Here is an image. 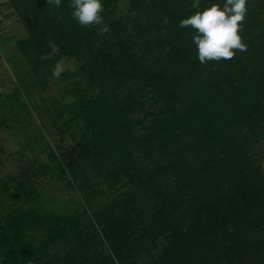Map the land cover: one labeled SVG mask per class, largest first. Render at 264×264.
I'll list each match as a JSON object with an SVG mask.
<instances>
[{
	"label": "trees",
	"instance_id": "1",
	"mask_svg": "<svg viewBox=\"0 0 264 264\" xmlns=\"http://www.w3.org/2000/svg\"><path fill=\"white\" fill-rule=\"evenodd\" d=\"M173 1L130 0L127 10L136 15L132 20L136 31L125 41L118 40L115 49H105L107 37L97 34L99 27H82L71 17L70 0H61L59 9L47 0H8L22 19L31 20L29 31H37L20 42V51L26 57H40L49 52L46 43L57 45L59 55L81 63L77 73L91 90L88 93L74 81L64 90L74 95L72 102L63 105L54 100V119L66 131H81L79 137L71 133L73 144L65 146L62 138L55 139L53 146L42 149L45 161L34 160L33 166L21 170L18 181L0 180L1 264L39 263L50 245L67 232L76 240L64 257L67 264H77L76 253L80 264L94 263L96 258L87 252L98 238L101 243L106 239L110 249L103 262L114 264L127 256L136 257L148 241L155 244L160 235L165 248L153 264H187L181 256L184 247L193 252L194 262L189 264H264V177L260 163L253 159L259 136L264 138V105L258 98L260 94L264 98V71H252L245 63L252 54L225 63L228 75L210 72L197 79V74H191L186 80L179 70L170 75L167 68L159 67V57L153 61L147 55L151 53L147 37L155 27L156 11H169ZM111 2L101 0L104 11ZM174 14L170 13L171 20ZM138 17L147 18L149 25L143 26ZM111 26L116 35L125 32L121 23ZM249 27L246 23L245 29ZM165 28L170 37L169 68L181 67L188 74L189 54L179 48L192 43L194 30L180 28L175 21ZM185 35L190 37L181 40ZM252 43V50L261 45ZM46 62L36 64L45 66ZM251 71L262 73L263 85L260 81L251 86L252 74L237 86L224 82L226 86L221 87L223 75L229 81L235 73ZM146 97L162 107L151 110L152 105L142 115V120L150 118V124L147 135L138 138L133 126L142 122L133 121V116L144 109L142 98ZM51 120L50 128L57 127ZM87 167L92 177L102 178L104 187L96 184L86 190L84 180L76 181L79 168ZM66 174L76 181L85 209L63 216L44 208L34 179L54 181ZM149 194L154 205L144 219V207L137 204L146 197L140 204L149 205ZM19 202L26 208L17 206ZM87 211L93 214L90 218Z\"/></svg>",
	"mask_w": 264,
	"mask_h": 264
},
{
	"label": "rangeland",
	"instance_id": "2",
	"mask_svg": "<svg viewBox=\"0 0 264 264\" xmlns=\"http://www.w3.org/2000/svg\"><path fill=\"white\" fill-rule=\"evenodd\" d=\"M129 1L130 0H112L108 8L103 11L102 16L104 18V23L109 27V31L104 34L107 37L105 49H115L114 44H116L118 40L125 41L128 36H132L134 31H136V28H134L132 24V20L136 15L134 13H128L127 10ZM192 3L193 0H174L173 3H171L172 5L167 4L169 11H162L161 8L156 11L157 15L153 20L155 27L150 29L151 36L147 37L150 52L153 53V56L151 53L147 55H149L153 61L159 57V67L167 68L170 75L175 72L174 70H179L178 73L186 80L191 74H197V79L200 75L210 74V72L217 73L218 71H222L226 72L225 75H228L225 63H229L232 59L228 61L221 60L219 62L210 61L202 65L197 59L196 47L193 43H182L179 48V51H185L189 54L187 65L189 73L186 74L181 67L173 66L171 69L169 68L172 62L170 61V56L167 55L171 53V47L167 40V37L169 39L170 37L165 26L170 21H175L179 25L180 20L186 18V14L192 11ZM214 3L222 6L223 0H201V8ZM246 9V18L242 25V31L239 34L242 37V42L247 45V52L240 53L237 51L232 62L235 63L234 59L237 57L244 58L247 54H252V59L247 60L245 63L251 67L252 71L257 70V68L264 71V37L259 38L262 36V32H264V0H247ZM171 12H175L172 20L170 19L171 17L169 18ZM138 21L145 27L150 23L147 18H139ZM258 22L262 24L261 27H258ZM115 23H121L125 27V32L123 34L120 33L116 35L114 31L111 30V24L113 25ZM246 23L250 25L247 29H245ZM30 25L31 20L27 19L25 21L22 19L20 15L10 7L8 0H0V180L4 177H10L18 181L21 177V170H24L26 166H33L31 164L34 160L39 159L45 161L46 154L42 152V149L46 146H53V140L55 139L62 138L65 146L73 144L74 141L71 138V133L75 132L76 137H79L81 131L75 128V130L70 129L66 131L62 128V122L58 121V119H54L57 115L54 110V100H59L63 105L72 102L74 100V95L67 94L64 90L70 88L74 81H79L81 88L83 90L87 89L88 93L91 90L87 88L85 77H81L77 73L81 67V63L66 55H59V47L57 45L46 43L49 52L42 54L40 57L32 54L26 57L20 51V42L28 39L37 32L34 31L35 33H31L28 29ZM190 36L185 35L183 37L184 39L181 40H185ZM157 37H159L160 44L162 45L161 51L156 48ZM258 42L261 44L260 47L256 50H252L249 43L256 45ZM132 50L137 54L140 53L136 47H133ZM38 61L47 62L46 65L43 66L36 64ZM57 64H60L64 69L58 79L53 78L51 72V69ZM236 68L240 69L238 65H236ZM252 71L251 73H235V76L231 78L228 77L229 81H227L226 76L223 75L222 83H220L221 87L224 88L225 83L231 85V87L237 86L239 81L250 78L252 74L253 81L251 84L253 85L251 86L254 87L255 84L261 81L260 75L262 73H255ZM261 82L260 84L263 85V81ZM198 87L200 86L198 85ZM261 87L260 85L259 88ZM262 96L263 95L260 94L258 98H261V102L264 105V98H262ZM142 100L144 101V109H139L138 114L133 116V121L138 119L142 122L139 126H133V133L138 138L147 135V127H149L150 124V118L142 120V115L146 111L150 112L152 105L154 107H152L151 110H157L162 107V103H154L149 97L142 98ZM16 104H18V106L22 104L23 106L17 107L16 109ZM51 119L57 122V127L53 126L50 128ZM46 125L49 127L48 129H45ZM259 137L260 142L255 147L254 153L256 155L253 156V159L258 160V163H260L264 177V138L261 136ZM32 169L34 168H31V170ZM78 172L79 177L76 181L79 182V180H84L87 184L86 190H88L90 186L94 187L96 184H100V187L105 186L104 183H102L101 177L97 179L92 177L94 173L90 168H79ZM169 177V185L173 188L175 186L173 177ZM34 180V189L44 200V202H42L44 203V208L48 207L55 211H60L63 216H67L73 212H81L85 209V204L77 190V183L69 174L54 181H48L46 178L38 176ZM68 184H70V186ZM166 185H168V183H166ZM25 186H27V184H25ZM11 192H13V190H11ZM149 196H152V199L147 202L149 205L140 204L146 202V197L141 198V202L137 204L139 208L144 207L145 211H143L141 216L144 219L149 216L151 207L154 205L152 204V202L154 203L153 195L149 194ZM96 201H99V199H96ZM17 206L23 207V209L26 208L25 204H20V202ZM87 214L89 218L93 215L90 211H87ZM85 219L86 218L83 217V220ZM88 233L91 237L92 233ZM75 242L76 240H72V233L67 232V235L64 238H60L55 245H50L48 251L41 257L39 263L31 262L30 264H67L64 262V257ZM94 243L96 245L92 247L90 252H87V256L94 255L96 261L94 263L90 261L88 264H111V261L103 262V259L108 258L110 254L106 239L102 238L101 243L98 238L94 240ZM155 244L157 245L156 247L154 246ZM155 244L154 242L148 241L137 253L136 257L127 256L122 263L114 261V264H153L154 261L156 262L159 260V253L165 244L162 235L158 236L155 240ZM181 249H184V251L181 252L182 255L180 254L182 260H186L188 262L187 264L194 262L192 250L190 251L185 247ZM75 258L77 259L76 263L80 264L81 259L77 253L75 254ZM2 259L3 255H0V264ZM167 264H169L168 261ZM225 264L230 263L225 261Z\"/></svg>",
	"mask_w": 264,
	"mask_h": 264
},
{
	"label": "clouds",
	"instance_id": "3",
	"mask_svg": "<svg viewBox=\"0 0 264 264\" xmlns=\"http://www.w3.org/2000/svg\"><path fill=\"white\" fill-rule=\"evenodd\" d=\"M247 0H225L223 5L211 4L201 8V0H193L192 12L187 18L180 20L179 27L191 26L194 30L191 35L196 47L197 59L204 65L210 61L231 60L240 53L247 52V45L242 42L239 34L246 18ZM57 9L61 0H47ZM71 17L82 27L101 26L97 34L104 35L109 27L104 23V11L101 0H70ZM63 19L62 16L58 17ZM63 67L57 64L51 69L53 78L58 79Z\"/></svg>",
	"mask_w": 264,
	"mask_h": 264
}]
</instances>
